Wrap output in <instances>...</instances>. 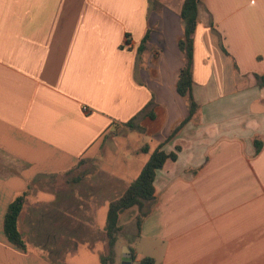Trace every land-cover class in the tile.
<instances>
[{
  "label": "crops",
  "instance_id": "1",
  "mask_svg": "<svg viewBox=\"0 0 264 264\" xmlns=\"http://www.w3.org/2000/svg\"><path fill=\"white\" fill-rule=\"evenodd\" d=\"M173 1L161 0L154 10L150 0H0V264L63 261L52 256L55 229L43 217L55 211L65 220L71 196L84 195L69 186L38 187L40 178L58 175L66 183L74 167L100 158L114 123L127 122L152 100L155 116H139V129L177 158L158 169L141 235L127 240L135 261L264 264V86L255 78L264 74V0H201L193 68L200 111L166 141L188 114H176L184 0L174 9ZM190 139L195 157L184 153ZM128 162L111 181L128 178ZM25 191L19 227L37 237V248L27 243L22 250L7 239L4 217ZM138 212L124 211L120 225Z\"/></svg>",
  "mask_w": 264,
  "mask_h": 264
},
{
  "label": "rangeland",
  "instance_id": "2",
  "mask_svg": "<svg viewBox=\"0 0 264 264\" xmlns=\"http://www.w3.org/2000/svg\"><path fill=\"white\" fill-rule=\"evenodd\" d=\"M182 1L183 0L173 1V9L175 5H180ZM179 98L176 114L179 117H183L184 113H188V102L184 97L180 96ZM141 118L136 120V123H138V121L140 122ZM168 124L169 120L166 122L165 127H162L163 134L166 132ZM113 126L114 131L107 132L104 135L100 158H94L86 165L80 164L81 166L78 165L74 167L69 171L67 175L69 178L66 179V183H64L63 176L58 175H54L50 178H40L38 187L48 188L55 192L57 188H67L69 186L68 190L70 192L73 191L79 195H84L82 196L83 199L80 200L73 197V195L71 196L69 202L72 206H70L68 212L70 215H63L65 220H58L62 218L60 215L56 214L54 211L55 209L51 210L54 211L52 214L43 217L46 225H48L50 229L54 226L53 229H55V231L49 233L52 237L55 236V238L52 239V245L50 244L53 247V251H51L53 253L52 256H54V258H57V255L63 256V262L66 264H101L100 253L107 250L104 224L106 222L108 203L112 199L117 198L116 195L120 196L128 187V181L135 177L136 171L144 159L143 156H146V151H142V147L146 145L149 147L151 153L158 145L155 139L156 137L153 138L146 135L144 130H140L139 128L131 129L127 125L121 124V122L114 123ZM169 131L170 128L167 133H169ZM185 134L188 136L189 132ZM188 141H186L187 146L185 147L184 153L187 156H197L199 151L194 148L192 144L193 140L190 139ZM127 159L129 160L128 164H132L133 167L132 171L127 176L128 178L121 181H116L114 178L113 181H111V176L115 172V174H117V168H126L124 164ZM74 178H79L82 181L80 182L79 180V182L73 183L72 179ZM77 201L83 205H77ZM33 205L32 207L31 204L28 205L27 213L34 207ZM124 217L123 220L128 219V216L125 215ZM135 218L136 217L130 221H123L124 224L121 226L122 229L119 238L121 243H118L117 246L119 256L115 264H123L122 254L124 246L127 245V240L137 233ZM51 220L53 221L52 224L50 222ZM46 225L45 227L47 228ZM58 225H64L66 230L68 229L69 231L56 229L55 227ZM76 230L80 231L81 234H78ZM22 233L29 246L36 249L35 240L37 237L33 236V233L30 232L29 229L25 230L22 228ZM68 233L70 234V239ZM145 244L144 242L140 245V247H138L139 250H143L141 248H143ZM51 246L49 247L50 249ZM131 264L138 263L134 261Z\"/></svg>",
  "mask_w": 264,
  "mask_h": 264
},
{
  "label": "trees",
  "instance_id": "3",
  "mask_svg": "<svg viewBox=\"0 0 264 264\" xmlns=\"http://www.w3.org/2000/svg\"><path fill=\"white\" fill-rule=\"evenodd\" d=\"M152 3V9L157 10L162 7L161 0H150ZM201 0H184L180 17L183 22V35L178 41V47L183 53V65L179 71V77L177 81V91L181 96L187 98L188 102V114L181 120L170 132L166 141L173 139L178 132L200 111V104L195 99L193 93V68H194V35L198 24L199 5ZM150 39V32L148 31L143 38L138 51H143L146 47V43ZM222 49L226 54L229 52L226 50L224 44L220 43ZM235 67L238 69L237 64ZM257 85L264 86V74H255ZM154 106L155 102L150 101L138 114L133 118L124 122V125L128 127L141 128L136 120L139 116H149L154 118ZM256 153L260 152L262 148V141L256 137L254 139ZM164 143L158 144L153 151H151L148 160L143 165L138 176L131 181L128 187L122 192L120 196L112 199L109 202L108 210L106 214V222L104 226V233L107 240V250L100 253L101 264H115L118 251L117 244L120 238V231L122 229L119 220L121 214L127 209L136 206L138 208V214L136 215V227L137 233L134 236L139 237L141 235V228L144 218L149 215L152 205L156 200L155 197V179L158 169L162 168L167 159H176L177 153L174 151L167 152L163 149ZM179 148V147H178ZM144 151L149 152V147L145 146ZM79 178L72 179L73 182H78ZM28 191L18 195L8 206L4 217V232L7 239L16 247L22 250L27 249V242L23 236L19 227V219L24 211V208L28 202ZM132 255V261H135L137 254L135 249L129 246ZM56 264H66L63 261L56 262ZM138 264H155V259L151 256L142 257Z\"/></svg>",
  "mask_w": 264,
  "mask_h": 264
},
{
  "label": "water",
  "instance_id": "4",
  "mask_svg": "<svg viewBox=\"0 0 264 264\" xmlns=\"http://www.w3.org/2000/svg\"><path fill=\"white\" fill-rule=\"evenodd\" d=\"M122 263L123 264H131L132 263L131 251L127 246H124V251L122 254Z\"/></svg>",
  "mask_w": 264,
  "mask_h": 264
}]
</instances>
